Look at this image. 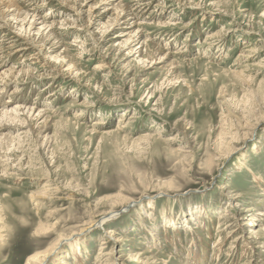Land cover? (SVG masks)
<instances>
[{"label": "rangeland", "instance_id": "rangeland-1", "mask_svg": "<svg viewBox=\"0 0 264 264\" xmlns=\"http://www.w3.org/2000/svg\"><path fill=\"white\" fill-rule=\"evenodd\" d=\"M16 1L58 41L3 62L49 117L0 151V264H264V0Z\"/></svg>", "mask_w": 264, "mask_h": 264}, {"label": "bare ground", "instance_id": "bare-ground-1", "mask_svg": "<svg viewBox=\"0 0 264 264\" xmlns=\"http://www.w3.org/2000/svg\"><path fill=\"white\" fill-rule=\"evenodd\" d=\"M102 1L105 3H109L110 0H102ZM120 1H122V0H120ZM121 3H119V5H116V6L114 5V9H115V13H114L115 16L114 17H115V19L119 20V19H124L126 17L131 16L132 19L137 20V21H134L135 25H137L138 24V18H137V14L133 13L134 11H132L130 9L131 13H129V14L126 13L125 10H120V12H119V8L121 6L120 5ZM132 3H135L134 6L136 8L138 7V9H140L142 6H145V7L149 6L148 5L149 3L147 2V0H132ZM42 4L44 5V3H42ZM47 4H49V3L46 2L45 5H47ZM110 5H112V3ZM132 7H133V5H132ZM158 7H160V6H158ZM10 9H12V10L10 11ZM36 18H37V15L35 13H30L29 10H24V7H22L21 4H19L16 0H0V31L2 29H7L6 32H8V31H12V33L15 31L17 32L16 35L14 37H11V38L8 35L9 33L8 34L4 33V39L0 40V151H3V150L10 151L11 146L19 145L21 139L23 138V135H27L28 132H26L24 129L19 130L18 127H26V128L30 127L29 126V119L30 120L36 119V121H40L41 119H43L44 120L43 123L45 124V123H47V119L49 117L46 110L41 109L39 106H36V104L34 105V103L31 104L28 101L22 100V101H24V103H20V104L17 103L15 106L12 105V107L9 108V107H7V105H5V103L3 104V101H2L3 97L10 95L9 102L12 103V102L16 101L20 95H22V90L20 87L21 85H20L19 81L16 84H14V83L17 81L16 78L20 74H24L25 72H27V71H24L23 69L20 70L16 66H9V67L3 69L4 68V64H3L4 60L11 58V56H14V58H17V61H19L20 59H23L24 57L26 58V56H29L26 59H31V61L32 60H39V58L41 56L40 53L43 51L38 49L37 46H35V44H33L35 37H33L32 32H33L34 36H36V35L39 36V34H40L41 41L43 43H44V40L47 41L48 39H49V41H52L51 39L55 40L54 42H56V40L58 41V38H51V36L53 35L51 33L53 26L56 24L54 20H53V22H51L52 17L51 18H47V17L41 18V22L40 21H34ZM113 21L114 20H110V22L105 24L107 26H105L103 24V29H105V31L110 29L111 25H113ZM57 24H58V21H57ZM60 25H62V24H60ZM49 28H50V31L48 32V35H44L45 31L48 30ZM139 28L136 30L135 29L132 30V32L130 31V33L127 36V39L123 41L122 46L130 45L131 42L132 43L136 42L137 44L139 43V45L137 46L136 52L138 54H141V49L144 47L145 42L142 43V45L140 46V42H139L140 40L136 39V37H138L142 32L139 30ZM33 30H35V31H33ZM6 37H9L8 38L9 40H7ZM139 38H141V36ZM210 39H212V37ZM21 40H24V44L21 43ZM7 46H9V47H7ZM34 49H36V50H34ZM130 51H131V53H133L134 49H131ZM34 52H38V53L34 54ZM26 59L21 60V62L25 63ZM59 59H60V57H55V60L58 61ZM69 65L72 66V63H70ZM103 67L105 68L106 66L100 65V66H97V69L99 70ZM105 69H108V68H105ZM11 86L13 87V89L10 92V94H8V91L10 90ZM50 86L52 87V84H48V87H50ZM122 118H124V116ZM125 121L126 120L122 119L121 124H124ZM99 125H101V124H99ZM122 129H125V126L121 125L118 127V130H122ZM8 160L9 159H6V162ZM1 161L2 160H0V162ZM12 199L13 198L10 197V195H9V200H12ZM247 211L251 212V211H253V209L249 208ZM257 215H263V214L257 213ZM225 217H227V216H225ZM111 219H113V213L112 212L106 213L103 216H101L98 219V221L93 222V226L91 229H94L97 225L108 223V221H111ZM221 219H222V217H221ZM252 220L255 221L254 218H252ZM225 221L226 220H224V222ZM0 234H1V232H0ZM113 234H115V232H113V231L110 232L111 236H109V237H112ZM1 238L2 237L0 236V239ZM119 241L120 240L116 241V243H119ZM220 241H222V240L218 239V243H220ZM105 244H107V242L104 243L103 245H105ZM115 246L116 245H114V248H115ZM219 246H221V245L219 244L217 247H219ZM102 249H105V248H102ZM248 250H249L248 247L245 246L243 249V252H244L243 254L246 255L248 253ZM73 254H74V252H73ZM203 256H204V254H203ZM197 258H200V257L197 256V254L194 255V259L196 260ZM36 259H37V257H35L33 260L32 259L31 260H32V262H34V260H36ZM201 260L203 261L204 258H202ZM43 261L45 262V260L43 259V260L37 262V264H43L42 263ZM45 263H47V262H45ZM109 264H116V263L112 262Z\"/></svg>", "mask_w": 264, "mask_h": 264}]
</instances>
